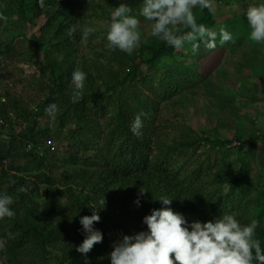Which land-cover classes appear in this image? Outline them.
<instances>
[{
  "label": "rangeland",
  "instance_id": "1",
  "mask_svg": "<svg viewBox=\"0 0 264 264\" xmlns=\"http://www.w3.org/2000/svg\"><path fill=\"white\" fill-rule=\"evenodd\" d=\"M82 1L73 7L76 17L73 27L78 32L86 27H93L97 32H107L110 14L121 3L128 4L134 13H138V0ZM222 1L215 0L214 16L220 23L262 0H231L233 3L230 4L225 3L226 0ZM54 9L48 7L32 19L29 15L20 17L14 9L12 15H6L7 24L0 23V140L9 142L10 138L18 137L15 141H19V137L35 125L38 132L42 131L37 135L42 138V149L49 154V159L44 162H37L34 158L17 161L15 170H11L10 163L6 161L0 168V173H7L4 179L0 176V193L14 197L12 207L20 201L17 191L10 190L4 181L9 176H17L20 180L18 185L22 184L18 186V191L21 187L26 188L27 191L19 192L25 200L30 201L27 204L33 206L31 217L42 220V212L49 204V188L40 184L39 176L46 174L54 178L56 185L52 191L62 204L70 203L63 189L70 188L74 197L85 200L90 193V185L95 183L98 190L87 199L86 214L81 216L91 215L92 206L99 208V200L105 199L106 206L99 212L101 219L94 227L103 233L101 243L108 246L106 258L101 262L110 264L109 253L113 243L119 242L124 235L145 230L146 225L133 215L135 203L131 198L130 179L121 176V180L117 179L113 155L109 156L103 140L109 137L107 132L116 130L113 134L114 140L118 142L113 151L115 156L119 154V146L131 139L138 141L141 135L137 137L132 133L131 139L128 138L117 124L116 108L99 119L87 112L80 113V110L77 112L71 109L72 103L78 99L71 82L73 70L85 71V85L93 79L96 90L100 92L107 88L105 84L110 82L108 74L117 65L112 60L103 35L102 38L89 36L87 40L82 39L72 54L55 53L48 57V53L56 52L53 47L56 41L48 40L49 35L41 33V29ZM193 11L197 17L201 15L198 9ZM138 18L141 21V44L160 39L151 36L152 21ZM211 29L217 30V27ZM256 48L257 45L245 40L236 44L218 45L214 50L201 45L197 55L193 56L191 45L177 51L178 55H188L175 56L178 60L182 58L183 62L195 66L207 79L202 80L205 82L198 88L187 89L185 94L177 96L182 97V101L177 99L164 103L165 100L156 96L158 109L151 112L155 130L150 131L154 161L163 155L158 152L159 146L154 144L155 134L162 136L163 141L169 140L173 134L180 136L182 132L185 137H189L190 134H196L197 130L211 137L219 135L223 140H233L229 145L235 149L230 167L224 174L242 175L251 170L257 188L264 190V65L255 54ZM7 49L8 53L4 52ZM260 51L263 52L264 48L261 47ZM171 64L169 58L162 63L163 66ZM101 77L103 80L99 79ZM52 104L57 107L49 113L46 109ZM68 142H71L72 148ZM50 145L55 146L56 150L51 151ZM213 149L206 144L196 151L198 165L205 158L214 161L217 153ZM111 178L114 179L111 181ZM139 194L136 191V196L140 198ZM188 218L210 220L200 216ZM121 225L123 230L118 228ZM74 226L82 228L79 220L74 221ZM0 240L8 244L1 234ZM67 244L69 242H63L58 248L49 246L46 252L50 254L46 260L40 248L30 246L20 249L16 258H11V248L9 250V247L4 246L0 249V264H64L62 256Z\"/></svg>",
  "mask_w": 264,
  "mask_h": 264
},
{
  "label": "trees",
  "instance_id": "2",
  "mask_svg": "<svg viewBox=\"0 0 264 264\" xmlns=\"http://www.w3.org/2000/svg\"><path fill=\"white\" fill-rule=\"evenodd\" d=\"M82 2V0H45L44 6L41 7L37 0H0V11L10 16L15 9L20 17L25 18L29 15L32 19L46 8L54 7L53 14L49 15L41 29V33L49 35L48 40L56 41L53 44L56 52L48 53V57H51L55 53L72 54L80 44L82 32L76 31L77 28L73 27L76 21L73 7L74 4ZM138 2L139 11L142 0ZM231 2V0L225 1L228 4ZM247 8L239 15L234 14L220 23L206 9L200 10L197 7L196 10L201 13L197 21L209 28L217 27V30L226 27L234 37L233 41L226 44H236L245 40L254 43L257 45L255 54L259 62L264 65V51H260L261 47L264 48V43H256L249 38L250 28L245 17ZM72 29L75 31L69 35ZM104 33L95 31L90 36L102 38L103 35L106 38L107 32ZM8 50L4 52L8 53ZM177 51L162 39L142 43L132 55L118 49L110 50L117 68L110 70L108 74L110 82L105 84L107 88L98 92L94 80H89L85 85L83 96L72 103L71 109L77 112L80 110V113L87 112L99 119L116 108L117 124L126 132L129 139L132 135L131 124L134 118L138 114H143L141 119L144 130L141 139L122 142L124 144L119 146L120 156L113 154L115 147L118 146L113 135L116 130L107 132L109 137L103 140L106 145L105 150L109 156L113 155L112 161L116 164L114 168L119 175L113 174L118 180H121L120 176L130 179L129 188L133 202L138 198L136 191L139 193L141 190L147 191L140 197L141 205L133 206L135 208L133 215L140 222L153 208L162 207L157 199L167 195L174 197L172 209L180 210L187 217L200 216L211 220L217 215L229 212L234 213L242 221L241 223H248L256 218L260 220L261 225H264V190L257 188L251 170H247L242 175L224 174V171L230 167L234 155L235 149L229 145L233 140H223L219 135L211 137L208 133L198 130L189 137H185L183 132L180 136L170 135L167 141H163L162 136L155 134L154 144L159 146L158 152L163 155L161 154L162 156L156 161L153 160L150 131L155 130L151 112L158 109L156 96L165 100L164 103L177 99L182 101V97L177 98V96L185 94L187 89L198 88L205 82L202 80L207 79L195 66L183 62L182 58L178 60L175 56L188 55L184 53L178 55ZM191 53L193 56L198 52L194 54L191 51ZM166 58L172 60L170 66L162 65ZM99 79L103 80V77ZM40 132L42 131L38 132L34 125L32 130L19 137V141H15L18 137L10 138L9 142L0 140V168L7 163L6 161L10 163V169L15 170V163L25 158H34L37 162L48 160L49 154L44 153L41 146L42 138L37 137ZM206 144L214 148L217 156L213 162L205 158L198 165L195 153ZM68 146L72 148L71 142H68ZM49 147L51 151L56 150L53 145ZM0 176L4 179L7 173L2 172ZM18 179L17 176H9L4 180L10 186V190L17 191L20 201L11 206L16 213L13 218L0 220V234L8 242L5 246L9 247V250L11 248V258H16L20 249L34 246L40 248L39 251L46 260L47 255L50 254L46 252L49 246L58 248L63 242H69L62 256L64 264H104L101 261L106 258L108 246L103 243L95 244L86 255L76 251V246L83 241L86 233L83 227H75L74 221H80L81 215L86 214V201L98 190L95 183L90 185V193L85 200L74 197L71 193L72 189H63L70 203L62 204L52 191L56 185L54 178L46 174L39 176L40 184H45L49 188V204L42 212V220H34L31 217L33 206H29L27 203L30 201L25 200L18 191V186L22 185L21 183L18 185L17 182L20 181ZM113 179L111 178V181ZM118 228L123 230L122 225ZM146 228L147 226L145 230ZM70 237L73 238L72 241ZM257 237L264 246V226L257 229Z\"/></svg>",
  "mask_w": 264,
  "mask_h": 264
},
{
  "label": "clouds",
  "instance_id": "3",
  "mask_svg": "<svg viewBox=\"0 0 264 264\" xmlns=\"http://www.w3.org/2000/svg\"><path fill=\"white\" fill-rule=\"evenodd\" d=\"M37 2L41 7L45 4V0ZM197 7L215 14V0H142L138 13H134L128 4L121 3L110 14L107 47L132 55L142 40L138 17L153 22L152 37H159L177 50L191 45L195 54L201 45L214 50L218 44L223 46L234 40L232 32L226 27L213 30L198 23L193 11ZM245 17L250 28V40L264 43V2L249 6ZM7 22L8 17L0 11V23ZM74 31L70 30L69 35ZM94 32L93 27L84 28L82 39L87 40ZM86 80L85 71H72L75 96H83ZM56 107L55 104L49 105L46 111L52 113ZM142 115L138 114L131 124V131L137 137L142 135ZM19 191L27 189L21 187ZM146 192L141 190L139 195L143 196ZM173 198L162 195L157 199L163 206L153 208L143 217L146 230L124 235L119 242L113 243L109 253L110 264H264V246L257 237V229L264 225L259 219L241 223L234 213L225 212L211 220H189L183 213L172 209ZM14 203L12 195L0 193V220L15 216L11 207ZM134 203L140 206V198ZM99 204V208L92 206L91 215L80 217L79 222L86 235L76 246V251L84 255L103 241V233L94 224L101 219L99 212L106 206L105 199L99 200ZM4 246L5 242L0 240V249Z\"/></svg>",
  "mask_w": 264,
  "mask_h": 264
}]
</instances>
